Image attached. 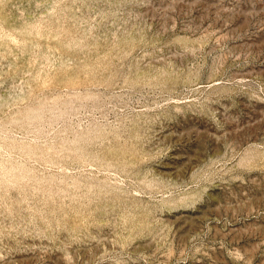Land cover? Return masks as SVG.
<instances>
[{"label":"rangeland","instance_id":"rangeland-1","mask_svg":"<svg viewBox=\"0 0 264 264\" xmlns=\"http://www.w3.org/2000/svg\"><path fill=\"white\" fill-rule=\"evenodd\" d=\"M0 264H264V0H0Z\"/></svg>","mask_w":264,"mask_h":264}]
</instances>
